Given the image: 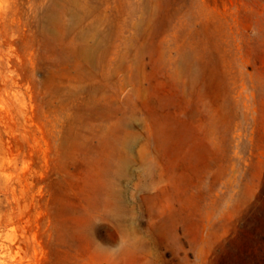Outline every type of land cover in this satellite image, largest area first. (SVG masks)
Returning a JSON list of instances; mask_svg holds the SVG:
<instances>
[{"label": "rangeland", "instance_id": "obj_1", "mask_svg": "<svg viewBox=\"0 0 264 264\" xmlns=\"http://www.w3.org/2000/svg\"><path fill=\"white\" fill-rule=\"evenodd\" d=\"M0 264H264V0H0Z\"/></svg>", "mask_w": 264, "mask_h": 264}]
</instances>
